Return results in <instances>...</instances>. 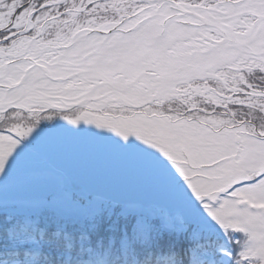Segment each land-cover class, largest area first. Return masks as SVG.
<instances>
[{
	"label": "snow or ice",
	"instance_id": "1",
	"mask_svg": "<svg viewBox=\"0 0 264 264\" xmlns=\"http://www.w3.org/2000/svg\"><path fill=\"white\" fill-rule=\"evenodd\" d=\"M0 264H264V0H0Z\"/></svg>",
	"mask_w": 264,
	"mask_h": 264
},
{
	"label": "trees",
	"instance_id": "2",
	"mask_svg": "<svg viewBox=\"0 0 264 264\" xmlns=\"http://www.w3.org/2000/svg\"><path fill=\"white\" fill-rule=\"evenodd\" d=\"M119 210H120L119 208L115 209L116 212H119Z\"/></svg>",
	"mask_w": 264,
	"mask_h": 264
}]
</instances>
